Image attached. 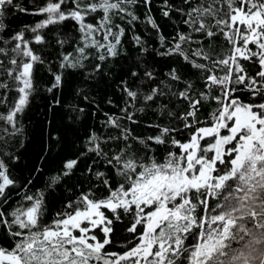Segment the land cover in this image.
Segmentation results:
<instances>
[{
  "label": "snow or ice",
  "instance_id": "1",
  "mask_svg": "<svg viewBox=\"0 0 264 264\" xmlns=\"http://www.w3.org/2000/svg\"><path fill=\"white\" fill-rule=\"evenodd\" d=\"M8 7L18 6L13 0H0V17ZM112 9L125 11L111 0L87 3L48 0L38 13H33L46 16L31 29L36 33L34 42L45 43L41 29L71 20L82 33L83 47H77V57L64 55L61 68L82 67V60L87 59L85 49L89 47L103 50L100 60L115 57L123 29L113 32L107 27ZM95 12L103 13L99 22H87V17ZM164 15L169 13L165 11ZM186 15L189 19L185 23L193 32L202 33L209 41L222 35L231 45L226 58H215L202 47L193 49L189 55L184 45L203 41H194L191 34L180 33L174 45L161 53L178 54L193 68L207 73L204 77L207 91L199 97L194 98L190 82H184L185 89L175 94L188 103V110L179 117L184 121V128L192 130L188 140H177L171 135L177 129L159 125H156L159 135L147 140L132 137L145 147L149 141L160 145L170 143L178 151L169 149L163 159L149 153L127 158H122V153L113 156L108 163L115 161L113 168L121 182L113 187L105 178L107 197L95 199L91 192L82 193L63 212L56 213L50 224L41 223L43 193L26 195L24 199L31 202L26 208L17 207L8 214L0 210V225L16 238L14 247H0V264H264V0H228L226 8L209 4L193 8ZM149 23L158 28L153 20ZM96 33H102L103 39H96ZM12 40L16 43L10 51L16 56L9 58L8 64L13 67H6L0 60V69L15 82L19 95L11 110L7 115H0V119L15 129L17 114L23 113L35 90L34 66L44 61L22 32ZM135 40L141 43L140 37ZM160 40L163 45L164 37ZM0 54L7 56L8 50L0 48ZM193 57L210 62L211 67ZM242 61L249 62L251 67ZM217 69L224 74L218 75ZM132 75L138 73L133 71ZM144 75L154 79L151 72L146 71ZM168 75L173 81H181L175 69ZM61 81L62 74H54V83L48 91L59 88ZM8 87L7 81H0V88ZM213 87L219 89V95L210 94ZM124 91L132 100L138 95L127 87ZM240 92H247L250 99H242ZM160 95L164 93L154 87L144 100L152 101ZM203 100H214L218 107L212 113L210 124L204 122L197 127L201 124L198 106ZM123 111L128 113L127 108ZM132 115L128 113L127 119L132 120ZM109 122L120 127L112 118ZM130 135L125 129L124 138ZM89 151L102 154L98 143ZM75 164L74 160L67 162L63 175H69L67 170ZM104 175L96 173L98 178ZM60 179L61 176H54L51 183ZM14 185L16 181L10 178L7 166L0 160V202L7 201L6 190ZM211 201L216 203L213 205ZM123 214L132 218L125 225L126 231L136 234L139 241L130 250L117 253L106 246L114 243L113 225L122 220Z\"/></svg>",
  "mask_w": 264,
  "mask_h": 264
},
{
  "label": "trees",
  "instance_id": "2",
  "mask_svg": "<svg viewBox=\"0 0 264 264\" xmlns=\"http://www.w3.org/2000/svg\"><path fill=\"white\" fill-rule=\"evenodd\" d=\"M82 2L87 3L89 0ZM111 2L119 3L120 9H125H112L109 13L111 22L107 25L113 32L123 29L117 45L118 54L100 60L103 50L89 47L85 49L87 59L82 60L83 66L75 68L60 66L64 55L77 57V47H83L82 33L74 21L68 20L41 29L40 34L45 37V43L34 42L36 33L31 29L46 16L33 13H38L48 0H13L18 7H8L4 16L0 17V24H3V29L0 30V48L8 50L7 56L0 54L4 65L13 67L8 64L9 58L16 56V53L10 51L16 43L12 37L21 32L25 40L31 41L33 51L44 61L43 64L34 66L35 90L23 113L17 114L16 128L0 119V160L7 166L10 178L16 181V185L6 190L7 201L0 202V210L6 214L17 207H28L31 202L24 199L26 195L43 193L41 223L50 224L56 213L63 212L82 193L91 192L95 199L107 197L108 189L103 184L105 178L113 187L121 182V177L113 168L115 161L113 164L108 163L113 156L122 153V158H127L134 154L149 153L157 159H163L169 149L178 151L170 143L160 145L149 141L145 147L132 137L147 140L148 137L159 135L156 125L177 129L171 135L182 142L190 137L192 130L184 128V121L179 118L188 110V103L175 94L185 89L184 82H190L194 98L199 97L201 92L207 91L204 79L207 73L193 68L178 54L161 53L174 45L178 34L185 33L191 34L194 41H203L202 44L184 45L186 54L191 55L193 49L202 47L215 58H226L231 45L224 36L217 35L209 41L202 33L193 32L185 21L189 19L186 14L193 8L209 4L226 8L228 0H219V3L216 0ZM19 8L27 11L22 12ZM165 11L169 15L165 16ZM102 15V12L91 13L87 22L97 24ZM150 19L158 28L152 27ZM209 22L214 23L211 18ZM95 35L96 39H103L102 33ZM161 36L164 37L163 45ZM135 37H140L141 43H137ZM60 40L65 42L60 44ZM193 59L199 63H209L211 67L208 61L196 57ZM242 63L251 67L247 61ZM173 69L181 77V81L170 79L168 74ZM133 71L138 75L133 76ZM146 71L151 72L154 79L146 77ZM54 74H62L61 85L49 92L48 88L54 83ZM217 74L223 75L224 72L217 69ZM0 81H7L9 85L7 89L0 88V98H3L0 100V115H7L19 93L15 90V82L6 77L2 69ZM125 87L138 93L135 100L127 96ZM154 87H159L164 95L145 101L144 97ZM210 94L219 95V89L213 87ZM238 95L246 101L250 99L247 92H240ZM57 100L59 103H56ZM198 107L197 116L201 124L196 126L200 127L204 122L210 124L212 113L218 107L217 103L214 100H203ZM125 108L128 113L133 114L132 120L127 119L128 113L123 111ZM169 112L173 115H169ZM110 118L116 120L120 127H114L109 122ZM133 120L136 122L133 123ZM125 129L131 133L128 139L124 138ZM96 143L100 145V155L89 151ZM73 160L76 164L67 170L69 175L64 176L65 164ZM98 172L105 175L98 178ZM57 175L61 179L52 184L51 178ZM210 203L214 205L216 201ZM118 212L123 213V210L118 209ZM107 214L112 216L111 212ZM131 222V216L123 214L122 220L113 225L115 240L113 244L106 246L108 250L122 253L139 241L136 234L126 231L125 225ZM137 227L139 231L140 226ZM15 243L16 238L8 235L5 227L0 225V247L10 249ZM188 243H191V238Z\"/></svg>",
  "mask_w": 264,
  "mask_h": 264
},
{
  "label": "flooded vegetation",
  "instance_id": "3",
  "mask_svg": "<svg viewBox=\"0 0 264 264\" xmlns=\"http://www.w3.org/2000/svg\"><path fill=\"white\" fill-rule=\"evenodd\" d=\"M138 243V242H137ZM126 251H128V250H126ZM126 251H124V252H126ZM123 253V252H122ZM121 264H125V262H121Z\"/></svg>",
  "mask_w": 264,
  "mask_h": 264
},
{
  "label": "rangeland",
  "instance_id": "4",
  "mask_svg": "<svg viewBox=\"0 0 264 264\" xmlns=\"http://www.w3.org/2000/svg\"><path fill=\"white\" fill-rule=\"evenodd\" d=\"M101 210H102V209H101ZM95 231H96V232H99V229H96ZM90 234H91V233H90Z\"/></svg>",
  "mask_w": 264,
  "mask_h": 264
}]
</instances>
